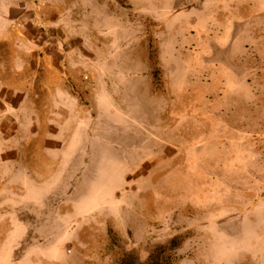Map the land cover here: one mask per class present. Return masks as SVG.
Wrapping results in <instances>:
<instances>
[{"label":"rangeland","instance_id":"374dc122","mask_svg":"<svg viewBox=\"0 0 264 264\" xmlns=\"http://www.w3.org/2000/svg\"><path fill=\"white\" fill-rule=\"evenodd\" d=\"M152 255L264 264V0H0V264Z\"/></svg>","mask_w":264,"mask_h":264},{"label":"trees","instance_id":"16d2710c","mask_svg":"<svg viewBox=\"0 0 264 264\" xmlns=\"http://www.w3.org/2000/svg\"><path fill=\"white\" fill-rule=\"evenodd\" d=\"M173 243H175V242H173ZM154 255H152V258H151V260H150V262L148 263V264H161L160 262H159V260L157 261V260H155V259H157V258H155V257H153ZM126 264H133V263H126ZM138 264V263H137ZM142 264V263H141ZM143 264H146V263H143Z\"/></svg>","mask_w":264,"mask_h":264},{"label":"bare ground","instance_id":"6f19581e","mask_svg":"<svg viewBox=\"0 0 264 264\" xmlns=\"http://www.w3.org/2000/svg\"><path fill=\"white\" fill-rule=\"evenodd\" d=\"M37 165V164H36Z\"/></svg>","mask_w":264,"mask_h":264}]
</instances>
